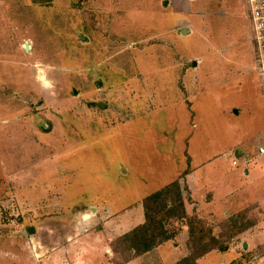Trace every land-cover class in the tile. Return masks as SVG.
<instances>
[{
    "label": "rangeland",
    "instance_id": "1",
    "mask_svg": "<svg viewBox=\"0 0 264 264\" xmlns=\"http://www.w3.org/2000/svg\"><path fill=\"white\" fill-rule=\"evenodd\" d=\"M251 29L246 0H0V264L59 247L57 264H122L107 249L191 167L187 211L215 210L217 234L228 212L264 217ZM243 239L197 264H264V222ZM186 242L183 228L127 264H179Z\"/></svg>",
    "mask_w": 264,
    "mask_h": 264
},
{
    "label": "trees",
    "instance_id": "2",
    "mask_svg": "<svg viewBox=\"0 0 264 264\" xmlns=\"http://www.w3.org/2000/svg\"><path fill=\"white\" fill-rule=\"evenodd\" d=\"M51 1L44 0V4L48 5ZM188 174L187 170L181 177L185 178ZM180 178L145 198L143 200L145 222L111 244L113 254L119 263L127 264L171 240L175 241L179 232L185 228L188 254L179 264H197L213 251L228 252L234 239L252 225L253 222L248 219V212L244 211L223 220L217 234L215 227L209 226L208 220L196 212L193 215L188 213L187 202L191 201L185 193L190 191ZM171 224L178 226L177 231L175 229V232L170 231L173 230Z\"/></svg>",
    "mask_w": 264,
    "mask_h": 264
},
{
    "label": "crops",
    "instance_id": "3",
    "mask_svg": "<svg viewBox=\"0 0 264 264\" xmlns=\"http://www.w3.org/2000/svg\"><path fill=\"white\" fill-rule=\"evenodd\" d=\"M196 66V65H195ZM238 150V149H237ZM236 150V151H237ZM236 151H235V159L236 160H239V159H241L243 156H245V154L243 153V151H241L240 150V153L242 154V156L238 159V158H236ZM189 158H190V160H191V157H190V155H189ZM264 163V162H263ZM236 164V161H233V165L234 166H237V165H235ZM188 171H189V174L186 176L187 177V179H188V177H190L191 175H193V169H192V167L191 168H189V169H187ZM184 173V172H183ZM182 173V174H183ZM182 174H180V176L179 177H181L182 176ZM250 174V170H248V169H246V175H249ZM176 181V180H175ZM257 181V179H255V181L253 180V183L254 182H256ZM246 182H247V180H246ZM248 183V182H247ZM187 187H188V189H189V191L191 192V194H190V197H192V190L190 189V185L187 183ZM192 198H194V197H192ZM191 199V198H190ZM191 202H192V200H190ZM194 201H195V199H194ZM211 201V200H210ZM190 203V202H189ZM191 204V203H190ZM255 204V203H254ZM214 204L212 203V206H213ZM256 206H258V204H255ZM144 208V207H143ZM258 207H256V208H253V207H247V208H244V209H242V210H240L239 212H237V213H234V214H231L230 212H228V213H226V216L223 218V220H225L226 218H229V217H233V216H236V215H238L239 213H242V212H244V211H246V212H248V219L250 220V221H252L253 223H252V225L251 226H249V228H248V230H246L244 233H242V234H239L235 239H234V241H233V243L231 244V248H230V250H233L234 252H236L237 253V256H239V255H241V253H240V251L238 250V247L239 246H241V245H243V247L245 248V249H248V250H245L244 249V251L245 252H247V251H250L251 249H250V246H249V243H248V241H246V240H244L243 239V236L248 232V231H250V230H252V229H254L255 227H258V225H260V223L261 222H264V217H262V213H263V210H256ZM197 212V211H196ZM207 212V214L211 217V219H213V218H215V217H217L216 215V212H215V210H213L212 208H211V210H208V211H206ZM190 214V213H189ZM144 215H145V211H144ZM208 215H204L203 216V218L204 219H206V220H208L207 218V216ZM202 217V216H201ZM83 218V221H82V224H84V225H82L83 226V230H82V232H80V234H75L76 236H73V237H75V238H73L72 237V239L73 240H69V241H67L68 243H70V242H72V241H75V239L76 238H78L80 235H82V234H84V233H86V232H88L89 231V229L88 230H86L87 229V227H89V225L91 224V220H92V216L91 217H88V216H83L82 217ZM260 219L262 220L261 222H260ZM78 227V226H77ZM76 227V228H77ZM78 230V229H77ZM129 233V232H128ZM45 247H43V249H44ZM60 249H61V247H59L57 250L55 249V251H52V252H50V253H48V255L46 254L45 255V253H44V251H42V253H40V254H38V256H39V258H37V259H33L34 257V255L31 257V263H33V264H46V263H52V264H57L58 263V261H64L65 260V256H68V251H64V252H61L60 251ZM44 250H48V248H46V249H44ZM110 250H112L111 248L110 249H107V254H109L110 253ZM229 250V251H230ZM54 254L56 255V259L55 258H53V256H54ZM65 255V256H64ZM112 256H113V254H112ZM240 258V257H239ZM238 258V259H239ZM243 258H241V260H242ZM249 258H247V260H248ZM240 260V259H239Z\"/></svg>",
    "mask_w": 264,
    "mask_h": 264
},
{
    "label": "built area",
    "instance_id": "4",
    "mask_svg": "<svg viewBox=\"0 0 264 264\" xmlns=\"http://www.w3.org/2000/svg\"><path fill=\"white\" fill-rule=\"evenodd\" d=\"M251 21V40L255 47L258 71L264 94V0H246ZM261 152H264L262 149Z\"/></svg>",
    "mask_w": 264,
    "mask_h": 264
},
{
    "label": "water",
    "instance_id": "5",
    "mask_svg": "<svg viewBox=\"0 0 264 264\" xmlns=\"http://www.w3.org/2000/svg\"><path fill=\"white\" fill-rule=\"evenodd\" d=\"M183 34H186V31L185 30H183ZM25 50L28 52V50H29V48H28V46L26 45V47H25ZM195 65H196V63H195ZM50 127V129H51V125H49ZM242 156V154L240 153V150H237L236 151V158H240ZM28 233H29V235L30 234H32V233H34V230L33 229H29L28 230Z\"/></svg>",
    "mask_w": 264,
    "mask_h": 264
},
{
    "label": "clouds",
    "instance_id": "6",
    "mask_svg": "<svg viewBox=\"0 0 264 264\" xmlns=\"http://www.w3.org/2000/svg\"><path fill=\"white\" fill-rule=\"evenodd\" d=\"M39 79L43 80V77H40ZM53 85L51 84V82L49 81H44V87L46 88H50L52 87Z\"/></svg>",
    "mask_w": 264,
    "mask_h": 264
}]
</instances>
